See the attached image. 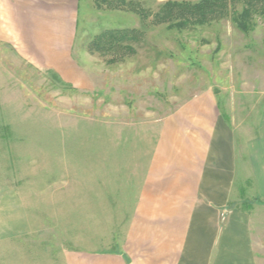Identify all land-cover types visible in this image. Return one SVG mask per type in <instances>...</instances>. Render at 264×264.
<instances>
[{"label":"rangeland","instance_id":"rangeland-1","mask_svg":"<svg viewBox=\"0 0 264 264\" xmlns=\"http://www.w3.org/2000/svg\"><path fill=\"white\" fill-rule=\"evenodd\" d=\"M131 1L108 9L80 0L73 69L65 73L34 66L0 39V264H65L50 255L111 247L161 123L200 93L217 95L244 153L259 136L264 0H231L229 14L183 29L154 22L167 0ZM248 5L244 31L234 17ZM111 28L143 30L134 52L91 50ZM252 169L239 171L238 186ZM21 249L46 257H21Z\"/></svg>","mask_w":264,"mask_h":264},{"label":"crops","instance_id":"crops-1","mask_svg":"<svg viewBox=\"0 0 264 264\" xmlns=\"http://www.w3.org/2000/svg\"><path fill=\"white\" fill-rule=\"evenodd\" d=\"M79 5L0 0V39L34 66L65 73L73 69ZM259 136L244 153L217 95L187 100L161 123L129 221L111 247L50 257L65 264H264V125ZM251 166L243 189L239 171ZM26 252L21 257H46Z\"/></svg>","mask_w":264,"mask_h":264},{"label":"trees","instance_id":"trees-1","mask_svg":"<svg viewBox=\"0 0 264 264\" xmlns=\"http://www.w3.org/2000/svg\"><path fill=\"white\" fill-rule=\"evenodd\" d=\"M230 2L231 0H167L159 11L154 13V22L168 23L169 27L180 29L209 23L229 14L227 8ZM96 3L98 7L108 9H122L128 4H133L131 0H96ZM252 9L253 6L248 5L234 17L238 27L244 31L250 28L248 21L252 16ZM142 31L139 28L106 29L95 36L90 48L101 53L111 51L126 53L128 50L134 52L132 41H139Z\"/></svg>","mask_w":264,"mask_h":264}]
</instances>
